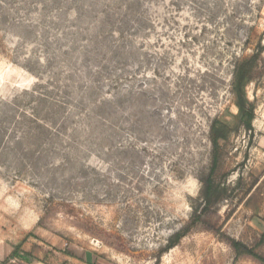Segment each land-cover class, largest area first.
<instances>
[{
  "label": "rangeland",
  "instance_id": "374dc122",
  "mask_svg": "<svg viewBox=\"0 0 264 264\" xmlns=\"http://www.w3.org/2000/svg\"><path fill=\"white\" fill-rule=\"evenodd\" d=\"M263 232L264 0H0V263L259 264L229 242Z\"/></svg>",
  "mask_w": 264,
  "mask_h": 264
},
{
  "label": "trees",
  "instance_id": "16d2710c",
  "mask_svg": "<svg viewBox=\"0 0 264 264\" xmlns=\"http://www.w3.org/2000/svg\"><path fill=\"white\" fill-rule=\"evenodd\" d=\"M221 139H223L222 134H217V133L214 134L212 132L210 135V141H211L212 148H213L212 159H211V175L215 172V170L217 168L218 153H219L218 141ZM218 195H219L218 193L213 192V190L210 189V187H208L205 191V194H204V200L206 203H208L211 200L215 201L218 199ZM179 239H180V234L176 235L174 237V239L169 242V244L166 248H171L172 246H174ZM263 244H264V232L259 239L258 247L262 246ZM229 245L233 249V251L235 252L236 258L242 257V256L250 257L253 260H255L257 263L264 264V257L261 254L256 253L254 251V249H250L246 245H244L240 242H235V241H230ZM0 264H3V263H0Z\"/></svg>",
  "mask_w": 264,
  "mask_h": 264
}]
</instances>
